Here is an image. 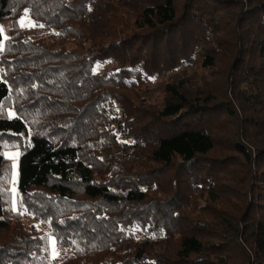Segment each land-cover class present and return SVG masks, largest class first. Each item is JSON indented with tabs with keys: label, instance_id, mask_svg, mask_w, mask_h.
<instances>
[{
	"label": "trees",
	"instance_id": "1",
	"mask_svg": "<svg viewBox=\"0 0 264 264\" xmlns=\"http://www.w3.org/2000/svg\"><path fill=\"white\" fill-rule=\"evenodd\" d=\"M3 20L0 264H264V0H0ZM195 62L201 91L139 95Z\"/></svg>",
	"mask_w": 264,
	"mask_h": 264
},
{
	"label": "rangeland",
	"instance_id": "2",
	"mask_svg": "<svg viewBox=\"0 0 264 264\" xmlns=\"http://www.w3.org/2000/svg\"><path fill=\"white\" fill-rule=\"evenodd\" d=\"M21 20L24 21V25L22 26L24 28H29L32 31H38V27H32L27 26L28 24H32V21L24 17ZM0 26L3 28V32H1L2 40L5 39V37L9 36V30L11 27V22L9 20H3L0 22ZM227 65V62L224 64H218L217 71L224 70V67ZM219 74H222L220 72ZM208 77V70L204 69L200 66V63L195 62L193 65L187 66V67H181L174 73H164L161 75H158L151 83H149L147 86V89L143 91L144 89L141 87L139 95H145V96H151V98L155 97L154 101L161 102L163 98L166 96V93L164 92V85L166 83H171L175 81H181L183 82L186 87L189 89L191 84L197 85V88H200L201 81L203 76ZM214 82L212 85L216 84V86L212 87L213 92H215L216 97L222 98L223 91H222V75L221 77L217 76L215 77ZM201 91V88L198 89V91ZM196 91V90H194ZM142 95V96H143ZM141 96V97H142ZM143 98V97H142ZM148 104V100L146 102ZM9 113L12 115L13 112L10 110ZM213 119H215V123L217 124V127L220 129V135H219V141L217 143V147L213 150L211 154L213 155H227L231 153V149L229 148V143L231 141V138H233V131L235 129V126L233 125V121L230 120L229 117H227L223 112L219 114H212L211 115ZM18 153V155H16ZM6 157L11 159L12 162V173H11V180H10V189L12 191L13 200H15L17 196V184H18V165H19V150H7L5 152ZM13 165H15V168H13ZM13 173H15V180H13ZM13 189H15V192L13 193ZM16 205V204H15ZM24 216L26 220L25 223H33L41 232H46L45 228L40 226V224L35 221L27 212H24ZM52 241H55V251L58 252L56 240L54 236L48 237V246L50 251V257L53 258V245ZM234 253V259L232 260L231 264H242L243 263V255L239 254L238 249L232 250ZM232 253V254H233Z\"/></svg>",
	"mask_w": 264,
	"mask_h": 264
},
{
	"label": "snow or ice",
	"instance_id": "3",
	"mask_svg": "<svg viewBox=\"0 0 264 264\" xmlns=\"http://www.w3.org/2000/svg\"><path fill=\"white\" fill-rule=\"evenodd\" d=\"M26 14H27V13H26ZM20 24H21V26H25L23 20L20 21ZM27 26H32V27H34V26H36V25H35V24H28ZM40 26L42 27V25H40ZM0 32H3V28H2V26H0ZM5 39H7V37H5ZM0 50H2V45H0ZM10 115H11V114H10ZM16 155H18V153H17ZM13 168H15V165H13ZM13 180H15V173H13ZM0 183H3V181L0 180ZM14 192H15V189H13V193H14ZM13 210H14V211L16 210V209H15V200H13ZM51 243H52V245H53V259H55L57 256H59V253L55 251V241H52Z\"/></svg>",
	"mask_w": 264,
	"mask_h": 264
}]
</instances>
